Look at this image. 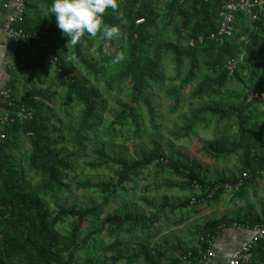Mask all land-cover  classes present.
<instances>
[{
  "label": "trees",
  "instance_id": "obj_1",
  "mask_svg": "<svg viewBox=\"0 0 264 264\" xmlns=\"http://www.w3.org/2000/svg\"><path fill=\"white\" fill-rule=\"evenodd\" d=\"M51 3L26 0L23 19L13 25L34 37L20 41L12 51L8 85L1 89L9 91L15 105L28 108L33 118L22 124H0L5 136L0 141V264H182L183 254L185 264H200L208 246L205 238L215 240L234 222L242 227L264 223V208L261 217L249 224L241 218H222L204 224L199 250H183L180 245L157 250L143 239L132 242V247L120 237H142L152 230L159 215H110L106 210L120 192H125V185L142 180L149 168H164L176 177L165 187L193 194L171 205L173 215L177 209L193 207L195 211L214 203L226 193L223 185L236 190V184L242 181L239 190L232 193L238 198L249 181L263 177L260 171L264 170V154L257 149L264 151V103L248 98L255 91H264V13L255 22L240 14L230 37L214 38L224 0H117V9H108L103 20L120 27L119 37L103 40L99 34H85L74 46L68 44V38L57 28L55 16L50 15ZM41 13L47 14V21L45 16L44 22L37 16ZM93 46L96 58L88 53ZM240 54H244L242 62L229 68L227 63L237 60ZM47 67L55 90L63 93V106L68 112L64 119H72L67 124L52 122L43 110V102L50 96L39 87L46 84L41 72ZM152 85L166 88L171 114L179 112L186 96L183 91L191 87L187 95L189 113L182 125H173L167 135L181 141L191 138L198 127L214 125L206 153L216 162L236 159L235 173L209 180L197 169L156 150L128 160L88 147L102 125L103 95H119L125 87L127 101L120 104L113 126L129 123L139 132L138 106L144 104L157 130L155 109L145 97ZM72 108L77 109L76 118L71 115ZM10 110L0 105V115H11ZM57 126L63 128V135ZM54 136L66 141L76 158L94 157L84 161L85 168L113 176L111 180L75 181V191L99 194L98 204L79 209L60 202L63 194L72 192L65 182V172L71 166L62 157ZM24 144L28 145L27 151ZM245 172L249 175L239 179ZM195 184L200 185L199 195ZM193 197L195 203H191ZM140 202L154 210L160 208L147 199ZM104 234L114 241L107 245L102 239ZM262 241L253 248L251 261L241 264H264ZM105 249L108 254L101 255ZM176 251L180 254L177 259H167L166 252Z\"/></svg>",
  "mask_w": 264,
  "mask_h": 264
},
{
  "label": "rangeland",
  "instance_id": "obj_2",
  "mask_svg": "<svg viewBox=\"0 0 264 264\" xmlns=\"http://www.w3.org/2000/svg\"><path fill=\"white\" fill-rule=\"evenodd\" d=\"M88 53L90 58H96V46L89 49ZM106 68L108 70L110 69V67L107 66ZM169 70L170 68L168 67L167 72H170ZM41 76L43 83L45 82L46 84L39 88L43 91L46 89L48 97L50 96L49 101L43 102V110L45 114L50 116L54 123H58L59 121H62L63 123L71 122L72 119H64V115H67L68 112L63 106V93L60 89L55 90L51 69H48V67L45 68V71L41 72ZM236 84L237 83L235 82L233 87H236ZM101 86L102 85L98 87L100 96V92L103 89ZM190 88L191 87H187L183 91L186 96L184 97L179 112L171 114L169 112L170 101L166 97V88H157L152 85L150 90L146 92L145 97L155 109L157 130L152 127L146 106L142 104L138 106V121L140 124L139 132H135L134 128H132L129 123L123 126L117 124L113 126L112 124L115 120V116L120 111V104L127 101V88L125 87L123 93H120L119 95H115L114 93H111L109 96L103 95L102 99L104 102L100 113L102 116V125L98 129L97 135L92 136L88 143V147L91 149H103L112 156H122L128 160L140 159L145 153L156 150L168 159L180 164H187L188 166L197 169L199 173L204 175L207 179L213 178L214 180H217L225 175L235 173V170H233L234 167L231 168L227 165L228 162L213 161L209 158L208 153H206L208 143L212 140V130L214 125L209 126L207 129L198 127L195 129V133L191 138H186L181 141H174L167 135V131L171 130L173 125H182V120L189 113L191 105L187 95L189 94ZM194 104L199 105L197 102ZM76 113L77 109L72 108L71 115L73 118H76ZM111 127L114 129V132L109 131ZM58 133L63 135V128H59ZM54 138L56 141L58 140L57 145L58 149L61 151L62 157L66 159L71 166V169L65 172L67 175L65 182L70 185L72 192L69 194H63L60 202L65 205L74 204L79 209H85L98 204L101 201L99 194L94 192L75 191V181L90 180L95 182L100 180H111L114 179L113 176L106 174L104 171H93L85 168L84 161L94 160L93 156L86 155L83 158H76L66 141L62 142L57 136H54ZM23 148L24 151H27L28 145L24 144ZM173 181H176V177L164 168H149L144 172L142 180H137L135 183H128L125 185V192H120L118 194V199L112 201L106 210L110 215L113 213H119L122 215L127 212H131L136 216L142 215L148 218H152L156 214V216L161 215V217L165 215L169 221H172L167 226L172 227L174 223L173 221H176L181 217L185 218L184 214L193 210V207L177 209L174 212V215L170 214V207L172 204H176L178 201L184 200L185 197L193 195L177 189L165 187L166 184ZM225 194L232 195V192L226 191ZM142 198L151 201L160 208L156 210L149 208L144 202H140ZM215 211L220 213L222 212V209L217 206ZM83 228L84 230H87L86 224L83 225ZM158 228L159 227L155 226L152 230L146 232L139 238L121 236L120 241H125L134 247L133 243L137 240L142 241L143 239L146 244L149 245L150 241L157 237L156 231H159ZM178 231L175 232L172 230L171 232L177 233ZM102 239L107 245L114 241L113 237H108L106 234H104ZM166 240L167 242L174 241L173 238H168ZM157 243H160V241ZM107 251L108 250L105 249L101 251L100 254L106 255Z\"/></svg>",
  "mask_w": 264,
  "mask_h": 264
},
{
  "label": "crops",
  "instance_id": "obj_3",
  "mask_svg": "<svg viewBox=\"0 0 264 264\" xmlns=\"http://www.w3.org/2000/svg\"><path fill=\"white\" fill-rule=\"evenodd\" d=\"M25 1L26 0H24V3ZM18 2L19 0H0V89L8 85L7 81L9 77L7 70L12 62L11 53L13 51L10 44L6 42L2 27L7 15L12 12L10 9H12ZM6 7H9V9H6ZM46 15L41 13L37 16L41 19L45 16L44 20L47 21L48 16ZM257 152L261 155L264 154V151L259 149H257ZM227 165L236 169V159H231ZM262 171H260V174ZM209 180L214 179L209 178ZM217 206L222 209V212L219 213L215 211ZM263 208L264 177L249 181L238 198H235L234 195L222 194L214 201V203L212 201L210 204L207 203L202 205L195 211L192 210L188 213H185V218L181 217L176 221H173L174 223L172 227L167 226L172 221H169L165 215L163 217L159 215L155 225L153 226V228L155 226L159 227V231H156L157 237L150 241L149 246L158 250L160 247L166 248L167 246L171 245H180V248L183 250H199V243L203 238V235L200 237V230L203 228L204 224L222 218H241L243 223L249 224L261 217ZM237 224L238 222H234L228 228H223L220 234L214 240L212 251L215 255L216 262L226 263L230 259L232 252L242 246L251 237V226L242 227L238 226ZM172 230L175 232L178 230L180 231L177 233H172ZM168 238H173L174 241L167 242L166 239ZM158 241H160V243H157ZM177 252L178 251L170 253L166 252L167 259H177V257L180 255ZM183 257L184 254L182 258ZM182 258L181 263L185 264Z\"/></svg>",
  "mask_w": 264,
  "mask_h": 264
},
{
  "label": "built area",
  "instance_id": "obj_4",
  "mask_svg": "<svg viewBox=\"0 0 264 264\" xmlns=\"http://www.w3.org/2000/svg\"><path fill=\"white\" fill-rule=\"evenodd\" d=\"M9 9V7H6ZM12 12L7 15L5 22L3 24L2 30L6 39V42L10 44L13 50H15L20 41L31 39L34 35H30L25 33L22 30H16L13 25L16 22H19L24 17L25 12V3L24 0H19V2L10 9ZM264 13V0H224L223 10L220 14L219 24H218V32L217 35H213L212 37H230L233 34L235 29V20L236 17L240 14L244 15L248 18L249 22H255L259 20V17ZM211 37V38H212ZM244 54H240L237 60L229 61L227 63L229 68H233L237 62H242ZM249 100H258L264 103V91H255L250 94ZM0 105L8 107L9 112L0 115V124H22L26 121H30L33 118V114L28 108L21 105H15V103L11 100V94L8 90L0 89ZM5 136L0 132V141L4 140ZM248 172L242 174V178H246L248 176ZM262 176H264V171H262ZM242 186V181H239L236 184L235 189L239 190ZM196 191L199 195L200 185H194ZM226 191L234 192V186L231 185H223ZM219 187H216L214 191H216ZM213 191V192H214ZM212 192V194H213ZM195 198L191 200V202L195 203ZM239 226V225H238ZM251 237L238 249L232 252L230 259L226 263H219L215 260V255L212 251V247L214 245V240L207 237L205 241L208 246L205 252L202 253L200 258V264H241V263H249L250 262V253L253 248L257 245L258 242L264 240V223L255 224L250 228ZM203 241V238L200 240Z\"/></svg>",
  "mask_w": 264,
  "mask_h": 264
},
{
  "label": "clouds",
  "instance_id": "obj_5",
  "mask_svg": "<svg viewBox=\"0 0 264 264\" xmlns=\"http://www.w3.org/2000/svg\"><path fill=\"white\" fill-rule=\"evenodd\" d=\"M117 7V0H52L49 12L55 16L57 28L68 38V44L75 46L85 34L91 37L99 34L103 40L118 38L120 27L105 24L103 20L108 9L116 10ZM120 58L117 55L116 60Z\"/></svg>",
  "mask_w": 264,
  "mask_h": 264
}]
</instances>
